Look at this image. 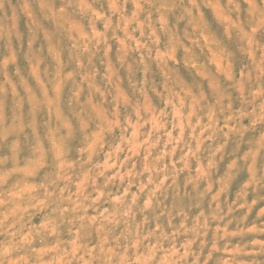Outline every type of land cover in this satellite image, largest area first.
I'll use <instances>...</instances> for the list:
<instances>
[{
	"label": "rangeland",
	"instance_id": "rangeland-1",
	"mask_svg": "<svg viewBox=\"0 0 264 264\" xmlns=\"http://www.w3.org/2000/svg\"><path fill=\"white\" fill-rule=\"evenodd\" d=\"M241 8L0 0V264H264V24Z\"/></svg>",
	"mask_w": 264,
	"mask_h": 264
},
{
	"label": "clouds",
	"instance_id": "clouds-1",
	"mask_svg": "<svg viewBox=\"0 0 264 264\" xmlns=\"http://www.w3.org/2000/svg\"><path fill=\"white\" fill-rule=\"evenodd\" d=\"M239 2L242 4V8L238 15L243 17V19L239 21L240 23L249 28L258 22L264 24V0H239ZM65 7L69 8L70 11L72 10V6L69 4H66ZM240 99V97H236V100L239 101ZM261 100H264V97H262ZM73 102L75 103V100ZM257 103H259V101ZM251 104L252 97L251 93H249L247 98L241 101V107H249ZM257 111L259 116L264 117V107L259 108ZM262 132H264V124L257 127L250 135L255 136Z\"/></svg>",
	"mask_w": 264,
	"mask_h": 264
}]
</instances>
